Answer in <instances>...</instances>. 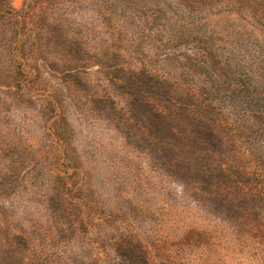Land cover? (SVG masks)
I'll return each instance as SVG.
<instances>
[{"label": "rangeland", "instance_id": "374dc122", "mask_svg": "<svg viewBox=\"0 0 264 264\" xmlns=\"http://www.w3.org/2000/svg\"><path fill=\"white\" fill-rule=\"evenodd\" d=\"M227 114L264 168V0H0V264H264Z\"/></svg>", "mask_w": 264, "mask_h": 264}, {"label": "trees", "instance_id": "16d2710c", "mask_svg": "<svg viewBox=\"0 0 264 264\" xmlns=\"http://www.w3.org/2000/svg\"><path fill=\"white\" fill-rule=\"evenodd\" d=\"M227 122L231 123L227 126V134L234 143L233 155L240 168L236 178L227 176L230 181L227 185V197H239L238 201L244 203L247 213L254 212L258 223L264 227V168L250 151V144L247 142L250 137L248 127L238 125L229 114Z\"/></svg>", "mask_w": 264, "mask_h": 264}]
</instances>
